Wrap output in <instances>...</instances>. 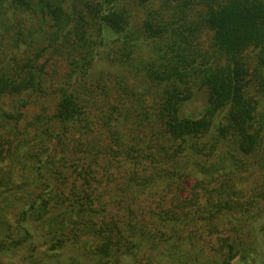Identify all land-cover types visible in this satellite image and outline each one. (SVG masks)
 Segmentation results:
<instances>
[{
	"label": "trees",
	"instance_id": "16d2710c",
	"mask_svg": "<svg viewBox=\"0 0 264 264\" xmlns=\"http://www.w3.org/2000/svg\"><path fill=\"white\" fill-rule=\"evenodd\" d=\"M0 159V264H264V0H0Z\"/></svg>",
	"mask_w": 264,
	"mask_h": 264
},
{
	"label": "rangeland",
	"instance_id": "374dc122",
	"mask_svg": "<svg viewBox=\"0 0 264 264\" xmlns=\"http://www.w3.org/2000/svg\"><path fill=\"white\" fill-rule=\"evenodd\" d=\"M209 38H210V34L208 33V35L205 36V39L207 41H210ZM56 69L58 70V74H59V71L60 72L63 71V68L61 66L57 67ZM58 74L57 73L54 74V79H58V77H59ZM186 110H187V113L190 116L194 117V118H201V119H203V121H207L208 120V115L206 113V108H205L203 102L200 101V100L195 101L194 103H191L188 106V108H186ZM5 161H7L6 158H5ZM1 166H5V162L2 159H0V167ZM11 189L13 190V188H11ZM145 195H147L146 197H150V198L155 197L154 193L153 194H145ZM57 251H61V249L58 250L56 248H52V247L47 246V245L41 246L36 251L30 250V251L24 252L22 254V256L25 257V258H24V261H22V262H23V264H28V263L29 264H36L38 262L42 264L43 262H41V260L38 259L39 257H37V256L41 255V252H47V253L51 254V253L57 252ZM14 263H16V262H14ZM14 263H12V264H14ZM232 264H241L240 263V258L236 257L233 260Z\"/></svg>",
	"mask_w": 264,
	"mask_h": 264
}]
</instances>
